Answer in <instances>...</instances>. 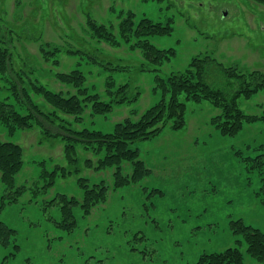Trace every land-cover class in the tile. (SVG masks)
<instances>
[{"label":"rangeland","instance_id":"1","mask_svg":"<svg viewBox=\"0 0 264 264\" xmlns=\"http://www.w3.org/2000/svg\"><path fill=\"white\" fill-rule=\"evenodd\" d=\"M127 14L135 24L142 18L170 24L169 34L143 40L174 54L154 63L136 46L138 38L122 40L118 24ZM88 20L112 28L117 44L91 37ZM0 36V47L11 57L7 70H0V104H10L20 115L28 113L26 98L16 93L20 74L26 97L38 109L51 110L30 80L72 95L77 88L63 85L55 73L80 70L85 77L81 87L110 102L111 108L97 114L87 102L78 115L59 112L79 131L108 133L128 118L138 119L163 97L158 78L184 73L195 57L209 56L246 75L259 71L263 76V87L237 100L251 120L232 135L218 129L222 117L224 122L220 107L181 94L184 126L173 131L167 123L159 136L135 142L132 147L149 173L120 186L116 165L97 168L104 148L74 143L76 159L70 161L61 132L41 118L25 126L0 122V141L22 149L13 188L0 178V224L10 230L6 240L0 239V264H196L203 253L236 245L244 264H261L248 255L246 242L232 232L230 221L240 218L264 233L259 194L264 180V3L0 0ZM39 41L51 44L47 50L58 47L60 52L48 58ZM206 79L220 85L223 78L214 70ZM126 84L129 100L117 103L110 90ZM132 170L131 161L120 163L122 177H130ZM81 186L105 187V196L85 210ZM63 199L76 202L70 205L73 219L66 218Z\"/></svg>","mask_w":264,"mask_h":264},{"label":"trees","instance_id":"2","mask_svg":"<svg viewBox=\"0 0 264 264\" xmlns=\"http://www.w3.org/2000/svg\"><path fill=\"white\" fill-rule=\"evenodd\" d=\"M255 1L264 3V0ZM87 24L92 34L91 37L95 36L113 45L117 44L118 39L112 28L104 24H97L92 20H88ZM171 30L170 24L164 25L160 22H154L149 18H142L135 24L132 14H127L118 24L119 37L125 41L126 39L138 38L136 46L142 48L144 57L158 64L169 59L174 54L173 49H158L147 40H143V37L169 34ZM5 34L9 35L7 31H5ZM6 35L3 37H6ZM3 37L0 36V40ZM49 44L47 42H38L41 51L51 59L53 55L60 52V49L54 47L52 50H47ZM0 48V70L4 71L10 65L11 57L6 47ZM70 53L75 54L76 51H70ZM214 70H218L222 75L223 79L220 85L209 83L206 79L207 73L214 72ZM24 75L27 76V73H24ZM55 77L63 85L68 84L76 87L77 92L72 95L64 92H52L43 88L37 82L30 80L34 91L41 94L44 100L52 106L51 110L44 112L38 109L37 105L33 104L26 97L25 87L22 85L21 75L19 74L16 77L19 84L16 87L18 90H16V93L19 96L21 95L22 99L25 97L28 100V102L24 100L28 113L20 115L10 104L2 102L0 104V122L7 125L8 120H10L15 124L25 126L29 125L31 119L41 118L61 132V136L67 141L65 151L70 161L76 159L74 143H83L87 148H104L106 153L98 161L97 168L116 165V175L120 181V183H117L118 186L130 180L137 182L149 173V169L144 161L139 158L137 147H132L135 142L159 136L167 123H169V127L173 131L179 130L184 126L186 105L179 98L181 94H184L187 99H192L193 101L207 99L214 106L220 107L224 116V122L222 117L221 121H219L221 123H218V129L223 135H232L241 128L244 121L251 120H247L239 108L237 100L241 96L248 98L260 87H263V76L259 71H252L246 75L235 66H223L222 63L216 62L215 59L209 56L204 58L195 57L190 64V68L184 73L172 74L166 80L158 78L159 88L163 96L158 103L150 106L138 119L128 118L116 124L112 132L103 133L96 130H73L70 127V123L60 116L59 112L62 114L78 115L82 112V103L91 102L93 112L104 114L110 111L111 103L99 100L95 95L88 94L81 87L85 81V77L80 70L74 69L70 72H56ZM14 85L17 86V84ZM111 87L115 86L111 84ZM116 87L115 90H110V93L112 92L117 97L116 102L122 103L128 101L129 98L126 96L128 85ZM124 160L131 161L133 164L132 174L128 178L122 177L120 173V163ZM21 166V147L13 142L0 141V178L8 188H13L15 175ZM82 190L84 194L82 208L86 210L91 202L94 203L100 198H104L106 188L98 187L97 189L96 187H92L90 189L84 186ZM259 194L261 202L264 205V180ZM63 201V211L66 218L73 219L70 205L76 202L73 200L68 201L67 199H63ZM230 226L234 234L243 237V240L246 242V252L248 255L257 262L264 264V233L258 228L245 224L240 218L231 220ZM9 234L10 230L3 224H0V239L4 237L6 240ZM236 242L239 244L241 240L236 239ZM196 264H244V256L238 245L229 246L221 251L201 254Z\"/></svg>","mask_w":264,"mask_h":264}]
</instances>
